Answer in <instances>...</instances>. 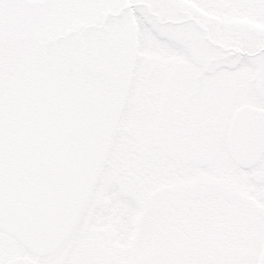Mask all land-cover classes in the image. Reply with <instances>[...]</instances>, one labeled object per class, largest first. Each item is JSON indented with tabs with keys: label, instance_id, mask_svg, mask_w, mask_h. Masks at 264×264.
<instances>
[{
	"label": "snow or ice",
	"instance_id": "6c2138e0",
	"mask_svg": "<svg viewBox=\"0 0 264 264\" xmlns=\"http://www.w3.org/2000/svg\"><path fill=\"white\" fill-rule=\"evenodd\" d=\"M0 264H264V0H0Z\"/></svg>",
	"mask_w": 264,
	"mask_h": 264
}]
</instances>
